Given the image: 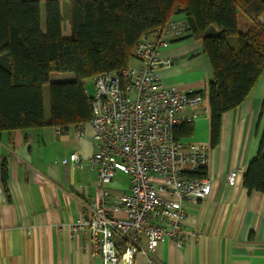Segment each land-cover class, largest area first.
<instances>
[{
  "label": "crops",
  "instance_id": "crops-1",
  "mask_svg": "<svg viewBox=\"0 0 264 264\" xmlns=\"http://www.w3.org/2000/svg\"><path fill=\"white\" fill-rule=\"evenodd\" d=\"M239 12L244 16L241 24L238 16V29L243 31L250 19L243 10ZM184 16L177 13L172 19ZM260 20L264 25V15ZM201 46L193 36L169 41L160 49L170 65L160 67L157 74L168 86L201 91L208 109L212 69ZM261 70L243 101L222 114L217 143L210 144L209 109L199 113L192 133L182 138L187 144L209 147L205 172L213 186L205 199L186 202L185 239L178 246L162 239L153 264H264V192L248 190L242 182L264 137V67ZM67 73L71 72H54L50 80H72ZM44 90L45 86L43 116L48 121ZM92 137L88 124L83 136L76 134L75 124L59 133L50 124L0 133V264H102L91 250L88 233L70 237L68 226L86 212V204L97 199V172L88 163L96 149ZM261 144L264 151V140ZM74 152L80 156L79 166L69 162ZM232 169L236 181L229 185ZM113 175L106 186L107 207L120 217L124 213L113 199L127 191L130 178L121 171ZM147 259L138 253L133 264H149Z\"/></svg>",
  "mask_w": 264,
  "mask_h": 264
},
{
  "label": "trees",
  "instance_id": "trees-1",
  "mask_svg": "<svg viewBox=\"0 0 264 264\" xmlns=\"http://www.w3.org/2000/svg\"><path fill=\"white\" fill-rule=\"evenodd\" d=\"M40 1L45 4L44 25ZM58 2L0 0V133L88 121L91 103L85 80L127 66L137 42L160 33L177 13L185 15L189 26L184 36L201 40L211 64L207 84L211 145L219 139L222 114L243 101L264 67V25L259 20L264 0H69L68 35L60 29ZM242 10L250 23L240 31L237 20ZM231 36L237 37L236 47L229 42ZM54 72H71L73 79L51 81ZM45 85L48 121L43 116ZM192 129V123L185 122L174 127L173 135L183 138ZM263 140L243 175L248 190L264 192ZM5 178L3 171L4 183Z\"/></svg>",
  "mask_w": 264,
  "mask_h": 264
},
{
  "label": "built area",
  "instance_id": "built-area-1",
  "mask_svg": "<svg viewBox=\"0 0 264 264\" xmlns=\"http://www.w3.org/2000/svg\"><path fill=\"white\" fill-rule=\"evenodd\" d=\"M188 32L185 19H172L160 33L137 42L127 66L90 78L94 93L86 92L91 117L75 127L78 136H83L86 124L93 129L96 149L88 163L97 172V199L68 226L70 237L88 233L91 250L102 264H133L138 253L153 264L162 239L177 246L185 239L186 202L211 193L213 179L205 172L209 147L190 145L173 135L176 125L193 123L199 113H208L204 95L168 86L157 74L171 62L160 48ZM54 128L59 133L65 127ZM69 162L79 166L77 152L70 154ZM116 171L130 178L127 191L113 199L124 213L120 217L108 212L106 200V186ZM236 174L234 169L229 172V185L235 184Z\"/></svg>",
  "mask_w": 264,
  "mask_h": 264
},
{
  "label": "rangeland",
  "instance_id": "rangeland-1",
  "mask_svg": "<svg viewBox=\"0 0 264 264\" xmlns=\"http://www.w3.org/2000/svg\"><path fill=\"white\" fill-rule=\"evenodd\" d=\"M58 4H60V13H61V17H62V22H61V32L63 35H68L70 30H69V0H59ZM40 6V19H41V24L44 25V16H45V4L44 1H40V4H38ZM239 21L240 24L242 23V17L244 16L242 12H239ZM229 42L231 44V46L236 47L235 45H237V37L236 36H231L229 37ZM70 74V76H73L72 73H67ZM53 74L50 75V77H54ZM49 77V78H50ZM85 86L87 89V92L89 95H92L94 93V89H93V84L91 82V79H86L85 80ZM48 86L45 85V92H46V101L45 103V112H46V116L49 115V94H48Z\"/></svg>",
  "mask_w": 264,
  "mask_h": 264
}]
</instances>
